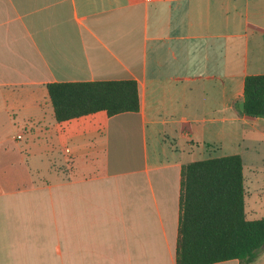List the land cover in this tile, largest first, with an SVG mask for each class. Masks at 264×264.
<instances>
[{"label": "crops", "instance_id": "1", "mask_svg": "<svg viewBox=\"0 0 264 264\" xmlns=\"http://www.w3.org/2000/svg\"><path fill=\"white\" fill-rule=\"evenodd\" d=\"M257 73L264 0H0V264H177L200 158L239 153L264 217V116L239 106ZM105 78L139 109L56 120L48 82Z\"/></svg>", "mask_w": 264, "mask_h": 264}, {"label": "trees", "instance_id": "2", "mask_svg": "<svg viewBox=\"0 0 264 264\" xmlns=\"http://www.w3.org/2000/svg\"><path fill=\"white\" fill-rule=\"evenodd\" d=\"M56 120L104 109H139L133 78L52 81L46 84ZM242 112L264 116V73L246 74ZM239 153L188 161L181 168L177 264L238 258L250 264L264 248V217L247 218Z\"/></svg>", "mask_w": 264, "mask_h": 264}, {"label": "rangeland", "instance_id": "3", "mask_svg": "<svg viewBox=\"0 0 264 264\" xmlns=\"http://www.w3.org/2000/svg\"><path fill=\"white\" fill-rule=\"evenodd\" d=\"M20 133H23V132H20ZM246 207H247V211L251 210V208H252L253 211L256 212V213L255 212L251 213L252 215H257V216L264 215V207H255V202H253V197H249V196L247 197V206Z\"/></svg>", "mask_w": 264, "mask_h": 264}, {"label": "water", "instance_id": "4", "mask_svg": "<svg viewBox=\"0 0 264 264\" xmlns=\"http://www.w3.org/2000/svg\"><path fill=\"white\" fill-rule=\"evenodd\" d=\"M239 106H240V109H241V110L244 108V103H243V101H240V102H239Z\"/></svg>", "mask_w": 264, "mask_h": 264}, {"label": "built area", "instance_id": "5", "mask_svg": "<svg viewBox=\"0 0 264 264\" xmlns=\"http://www.w3.org/2000/svg\"><path fill=\"white\" fill-rule=\"evenodd\" d=\"M15 137L20 138V137H22V134H16Z\"/></svg>", "mask_w": 264, "mask_h": 264}]
</instances>
